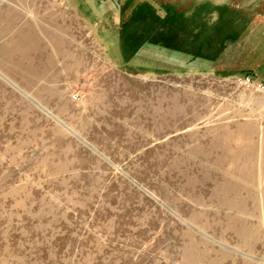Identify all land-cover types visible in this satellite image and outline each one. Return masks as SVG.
Returning <instances> with one entry per match:
<instances>
[{
    "label": "rangeland",
    "instance_id": "1",
    "mask_svg": "<svg viewBox=\"0 0 264 264\" xmlns=\"http://www.w3.org/2000/svg\"><path fill=\"white\" fill-rule=\"evenodd\" d=\"M264 0H0V264H264Z\"/></svg>",
    "mask_w": 264,
    "mask_h": 264
},
{
    "label": "built area",
    "instance_id": "2",
    "mask_svg": "<svg viewBox=\"0 0 264 264\" xmlns=\"http://www.w3.org/2000/svg\"><path fill=\"white\" fill-rule=\"evenodd\" d=\"M239 83L250 86V87H253L254 85H256V88L264 95V83H256L251 76L240 78Z\"/></svg>",
    "mask_w": 264,
    "mask_h": 264
},
{
    "label": "trees",
    "instance_id": "3",
    "mask_svg": "<svg viewBox=\"0 0 264 264\" xmlns=\"http://www.w3.org/2000/svg\"><path fill=\"white\" fill-rule=\"evenodd\" d=\"M246 76H251L250 74H247Z\"/></svg>",
    "mask_w": 264,
    "mask_h": 264
}]
</instances>
